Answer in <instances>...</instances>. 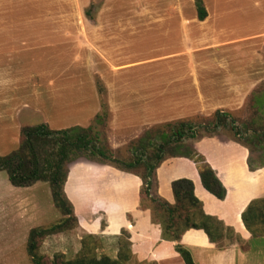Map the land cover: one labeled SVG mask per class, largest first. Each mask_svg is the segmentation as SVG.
<instances>
[{
    "label": "crops",
    "instance_id": "obj_1",
    "mask_svg": "<svg viewBox=\"0 0 264 264\" xmlns=\"http://www.w3.org/2000/svg\"><path fill=\"white\" fill-rule=\"evenodd\" d=\"M251 1L252 17L243 24L235 22L232 10H224L223 0L220 6L218 0L209 1L210 5L203 0L207 16L202 21H176L186 29L183 38L187 42L186 48L171 58L178 61L176 68L127 71L135 62L126 59L123 69L109 73L114 83L109 85L112 100L108 104L113 125L133 130L165 122H188L196 115L231 109L242 102L251 83L248 75L251 70L246 63H237L242 56L235 51L238 46L260 43L264 37V0ZM3 8L5 11L10 7ZM36 26L55 27L54 30H59L55 34L61 38L40 45L43 50L32 57L33 61L61 62L67 60L69 53L62 38H66L67 27L61 23L0 20V156L17 148L16 137L23 127L46 124L55 131L85 128L99 111L96 101L84 98L82 87L69 95L66 80L55 84L49 81L43 88L31 87V76L49 79L66 75V70L56 64L54 68L50 64L49 68L31 71V51L35 50L31 47V28ZM194 45L199 49L197 52H191ZM111 47L115 48V44ZM215 50L229 51L222 59L231 62L223 68L208 63L193 69L192 59H210L212 54L217 55L212 52ZM115 55L109 58L115 59ZM167 83L172 85L166 86ZM41 89L49 91L48 97L37 96ZM29 115L38 116L37 123L27 119ZM191 145L215 172L226 190L225 198L218 200L207 192L194 162L181 156L167 158L156 168L157 194L173 204L171 183L191 180L204 213L221 222L230 233L223 235L222 248L212 243L202 230L194 229L183 233L181 244L189 250L195 264H264V244L258 242L264 235L252 237L241 220V213L250 201L264 198V167L249 170L248 149L225 135L198 137ZM140 186L136 175L80 158L67 165L63 192L72 205L77 227L84 233L115 237L125 230L137 261L183 264L173 243L161 239L160 227L152 222L150 211L140 209Z\"/></svg>",
    "mask_w": 264,
    "mask_h": 264
},
{
    "label": "rangeland",
    "instance_id": "obj_2",
    "mask_svg": "<svg viewBox=\"0 0 264 264\" xmlns=\"http://www.w3.org/2000/svg\"><path fill=\"white\" fill-rule=\"evenodd\" d=\"M206 1L210 5L211 0ZM218 1L220 6L221 0ZM223 1L226 2L224 10L234 12L236 23L243 24L251 19L253 6L251 0ZM27 5L31 7H25ZM3 6L12 8L4 11ZM86 11L89 12L88 15ZM0 20H31V23L48 21L54 24L61 23L67 27L66 38H62L67 42L69 53L67 60L61 62L32 60L34 55L43 50L40 45L49 39L60 40L61 36L55 34L58 30H54L55 27L31 28V47L35 49L31 51V71L49 68L50 64L53 68L56 64L63 71L66 70L64 77L54 76L48 79L38 75L31 76V87L43 88L49 81L55 84L61 79L67 81L69 95L73 94L75 88L82 87L84 98L99 104V111L91 118L87 127L90 126L92 134L98 137L100 146L107 149L115 158L128 160L132 154V143L145 132L154 130L156 126L164 123L133 130L115 127L113 114L108 107L112 100L109 85H114L109 73L114 69H123L127 63L124 61L126 59L135 62L133 68L127 71L173 69L178 61L171 58L184 50L187 44L183 38L186 29H182L175 22H196L197 18L194 0H0ZM114 44L115 48H112ZM196 48L198 47L194 45L191 52H197L199 49ZM212 52L217 55L212 54L210 59L202 61L192 59L193 69L202 68L208 63L223 68L225 63L231 62L222 59L229 51ZM235 53L242 56V60L237 63L244 62L249 66L251 71L248 75H251L249 77L251 83L249 88L245 89L242 102L231 109L220 111L228 113L239 128L252 126L264 129V37L260 43L238 46ZM113 54H116L115 59L109 58ZM169 85L172 83L166 84ZM47 91L41 89L36 93L37 96L46 98ZM257 97L260 98L259 104L256 102ZM98 114L99 121L95 119ZM213 115L214 112L209 115L199 114L188 121L191 125H199L196 127L197 137L221 134L233 138L231 132L227 130L219 129L215 133L204 130L205 123L210 122ZM27 119L37 123L35 121L39 118L36 115L32 117L29 115ZM21 129L16 137L17 146ZM189 143H192V140H188L187 144ZM263 154L264 149L253 151L250 156L256 161ZM61 218L60 212L53 204L48 184L35 183L29 187H13L6 172L0 171V264H31L26 251L30 230L46 227ZM67 228L39 241L38 253L47 262L52 261L55 255L72 259L81 249V240L88 234L73 223ZM91 236L98 238L94 250L97 256L102 254L112 258L116 256L118 235ZM258 242L264 244V237Z\"/></svg>",
    "mask_w": 264,
    "mask_h": 264
},
{
    "label": "trees",
    "instance_id": "obj_3",
    "mask_svg": "<svg viewBox=\"0 0 264 264\" xmlns=\"http://www.w3.org/2000/svg\"><path fill=\"white\" fill-rule=\"evenodd\" d=\"M194 5L197 19L204 20L207 12L203 1L194 0ZM86 13L88 15L89 12ZM259 99L256 98L258 104ZM95 119L99 121L100 115ZM197 126L184 121L158 125L132 143V154L128 160L117 159L100 146L98 137L92 134L90 126H76L58 131L51 130L46 124L23 127L17 148L0 156V171L6 172L13 187H29L35 183L48 184L53 204L62 216L51 225L30 230L26 251L31 264H156L154 261L139 262L134 258L129 234L125 230L116 237L117 253L114 258L105 254L97 256L94 250L98 238L91 235L81 240V249L72 259L55 255L52 261L47 262L38 253L40 240L65 231L71 223L77 226L72 205L63 192V184L67 177V165L81 157L109 164L140 179V209L150 211L152 222L160 227L161 239L173 243L174 250L183 264H195L189 250L180 242L181 236L187 230H202L212 243L222 248L221 239L225 232L229 234L230 230L225 229L214 217L204 213L201 202L194 195L191 180L178 179L171 183L173 204L167 203L157 194L156 168L167 158L181 156L194 162L201 185L207 192L218 200L225 198L226 190L215 172L204 157L193 149L191 143L187 144L188 140L198 138ZM219 129L231 132V139L248 149L247 164L251 171L264 167V154L256 161L250 156L253 151L264 149V129L252 126L239 128L228 113L217 110L212 120L205 123L204 130L215 133ZM241 220L252 237L263 236L264 198L250 201L241 213Z\"/></svg>",
    "mask_w": 264,
    "mask_h": 264
}]
</instances>
